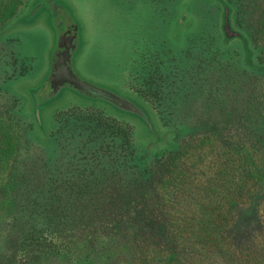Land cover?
<instances>
[{"label":"trees","instance_id":"1","mask_svg":"<svg viewBox=\"0 0 264 264\" xmlns=\"http://www.w3.org/2000/svg\"><path fill=\"white\" fill-rule=\"evenodd\" d=\"M23 1L0 0V38L48 4L30 0L23 12ZM256 1L236 0L229 21L238 32L223 25L222 41L198 22L184 36L175 31L181 44L140 48L125 68L146 92L112 87L133 112L101 98L106 110L62 115L54 132H42L37 93L49 94L53 77L39 88L16 85L27 108L13 96L0 106V264H264V10ZM232 129L239 146L225 142ZM188 155L216 159L205 172L179 170Z\"/></svg>","mask_w":264,"mask_h":264},{"label":"rangeland","instance_id":"2","mask_svg":"<svg viewBox=\"0 0 264 264\" xmlns=\"http://www.w3.org/2000/svg\"><path fill=\"white\" fill-rule=\"evenodd\" d=\"M186 1L189 5L185 7ZM23 2L20 11L25 12L30 0ZM235 2L236 0H48L46 6L34 7L36 14H26V20L20 18L18 22L11 24L7 29L10 34L0 38V62L5 63V72L0 71V85L6 89H0V93L11 96L1 97L0 106L4 109L10 103V107L13 105V97H19L16 106L22 111L27 108V99L15 91L16 85L28 81L38 88L44 86L50 73L52 56L58 48V37L65 31L67 16L71 17L78 27L79 46L73 66L82 80L93 81L103 89H109L108 86L114 89L115 85H123L129 92H136L140 88L146 92L147 85L142 78L125 68L132 58H136L139 49L146 45H160L165 42L163 40L181 44L179 33L176 41L174 39L175 31L184 36L187 25L194 29L198 22V27L211 30L213 36L222 41L223 25L224 28L231 27L236 31L239 28L235 20L229 21L231 15L236 14L232 7ZM256 3L259 6L257 8L263 11L264 0H257ZM185 10L190 16L189 20L182 18ZM229 46L234 47H227ZM235 49L243 53L241 42L238 41ZM72 89L63 88L50 98L49 94L39 95L40 106H44L40 109V114L46 123L42 132H54L62 115L74 111L86 113L85 109L93 107L97 112L106 110L102 104L103 100H92L96 96L85 98ZM113 89L110 91L115 93ZM125 101L132 104L130 100ZM118 106L120 109L132 111V108ZM163 106L158 108L163 110ZM108 114L113 116L111 111ZM161 116L164 118L163 113ZM29 120L32 121L31 118ZM239 126V129L244 128ZM26 133L24 130L23 139H27ZM236 138L237 135L232 132L225 142H234L239 146V142H235ZM34 142L33 148L37 151L41 143H38L37 138ZM51 145L50 141L49 147H52ZM207 159L196 163L193 155H188L178 169L185 172H205L209 160H215L216 155H209Z\"/></svg>","mask_w":264,"mask_h":264},{"label":"water","instance_id":"3","mask_svg":"<svg viewBox=\"0 0 264 264\" xmlns=\"http://www.w3.org/2000/svg\"><path fill=\"white\" fill-rule=\"evenodd\" d=\"M67 20L68 24L65 28L67 30V32H65L66 40L59 44L57 54L52 64V74L54 78L48 97L55 96L66 87L74 88L79 93L87 96H97L101 94L102 91L94 87L88 81L82 80L74 71L73 56L79 46L78 27L71 17ZM114 101L127 109L128 107L131 108L130 103L117 96L114 97Z\"/></svg>","mask_w":264,"mask_h":264},{"label":"flooded vegetation","instance_id":"4","mask_svg":"<svg viewBox=\"0 0 264 264\" xmlns=\"http://www.w3.org/2000/svg\"><path fill=\"white\" fill-rule=\"evenodd\" d=\"M65 32H67V30L65 29V31L62 33V35H60L58 38H59V40H58V42H59V44L62 42V41H64V40H66V36H65ZM59 44H58V46H59ZM57 50H58V48L56 49V53H55V55H53L52 56V60H51V68H50V73H49V75L47 76V78H48V81L49 80H51V77H53L54 78V75L52 74L53 72H52V64H53V60H54V58H55V56H56V54H57ZM74 57H75V55L73 56V62H74ZM75 71V70H74ZM76 72V71H75ZM77 73V72H76ZM77 75L79 76V74L77 73ZM80 77V76H79ZM47 81V82H48ZM85 81H88L89 83H91L94 87H96V88H98L99 90H101L102 91V93L101 94H99V95H97L96 96V98H91L92 100H95V101H98L99 99H101V98H105L107 101H109L110 103H112V104H115V105H117L118 106V104H117V102L116 101H114V97H116L115 96V94L114 93H112V91H110V90H108V89H103V88H101L100 86H98L97 84H95L93 81L91 82V81H89V80H85ZM69 89H72V88H70L69 87ZM72 90H74L75 92H77L79 95H81V96H83V97H85V98H90L91 96H86V95H84V94H81V93H79L76 89H72ZM41 90L37 93L38 95H40L41 93ZM102 100V99H101ZM124 100H126V99H124ZM129 108V107H128ZM135 108V107H134ZM132 111H134V110H132Z\"/></svg>","mask_w":264,"mask_h":264}]
</instances>
